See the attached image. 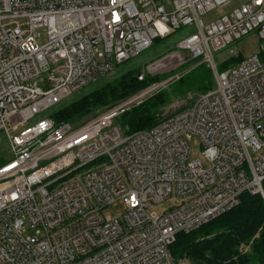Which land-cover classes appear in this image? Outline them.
<instances>
[{
	"label": "built area",
	"instance_id": "2783aa9c",
	"mask_svg": "<svg viewBox=\"0 0 264 264\" xmlns=\"http://www.w3.org/2000/svg\"><path fill=\"white\" fill-rule=\"evenodd\" d=\"M231 1L0 0V134L11 155L0 166V264H178V234L246 192L264 196V61L219 70L240 54L234 43L253 32L264 40V0L204 23ZM188 26L195 32L177 52L207 64L216 81L189 107L134 133L117 123L129 102L79 126L51 117ZM194 137L202 159L191 157ZM119 199L125 212L106 215ZM170 199L171 209H153Z\"/></svg>",
	"mask_w": 264,
	"mask_h": 264
},
{
	"label": "trees",
	"instance_id": "16d2710c",
	"mask_svg": "<svg viewBox=\"0 0 264 264\" xmlns=\"http://www.w3.org/2000/svg\"><path fill=\"white\" fill-rule=\"evenodd\" d=\"M239 54L219 64L223 71L241 62ZM172 86V91L161 92L144 103L123 113L117 123L126 133L150 130L170 116L189 107L194 97L216 87L213 71L201 62ZM144 71L130 70L112 81L96 87L81 98L57 106L51 117L59 124L69 122L79 125L97 109L116 103L148 86L154 77L138 78ZM190 98L189 104L165 116L163 109L171 95ZM264 190V182H263ZM249 246L247 251L244 250ZM171 253L178 263L188 257L195 264H264V196L244 193L239 205L211 220L190 233L178 234L171 246Z\"/></svg>",
	"mask_w": 264,
	"mask_h": 264
},
{
	"label": "rangeland",
	"instance_id": "374dc122",
	"mask_svg": "<svg viewBox=\"0 0 264 264\" xmlns=\"http://www.w3.org/2000/svg\"><path fill=\"white\" fill-rule=\"evenodd\" d=\"M244 0H232L228 6L219 7L213 9L212 11L206 13L202 16V20L207 25L212 21L216 20L220 16L230 13L234 8L238 7ZM195 32L194 28L191 26L183 27L182 29L178 30L177 32L169 35L165 38H160L156 40L152 47L147 49L146 51L142 52L137 57L123 63L117 65L115 70L109 75L107 78H103L96 83L89 85L87 88H84L73 95H71L66 103L73 102L83 95L89 93L93 89L98 86H101L107 81H112L115 78L120 77L122 74L134 70L140 69L144 70V75L154 77V81H152L148 86L142 88L141 90L137 91L136 93L130 95L127 98L118 100L116 103L108 105L106 107H102L97 109L90 117L85 119L81 124H85L90 120L98 117L102 113L106 112L110 108H113L121 103L129 102L128 107H131L129 110L134 108L135 101L137 96L153 86L154 89L151 90L142 100H148L149 98L164 92V91H172V86L181 79L185 74L192 71L196 66L200 64L199 61H194L191 58H187L188 54H184L181 52H177V46L181 41L185 38L190 36ZM46 37L43 35L42 41L45 42ZM233 47L239 51L242 58L247 59L253 55H259L260 58L264 61V40H261L255 32L243 37L241 40L234 43ZM227 52H223L217 56V59L220 60L221 57L226 55ZM184 62V63H182ZM144 77V78H145ZM157 86V87H156ZM200 95L194 97L191 103H193ZM190 98H182L175 95H171L169 98V104L164 107L163 115L169 116L179 109L187 106L193 97L189 96ZM141 103V104H142ZM140 105V104H139ZM264 124V119L262 120ZM79 124V125H81ZM75 125V126H79ZM0 166L3 164L7 159L11 158L9 154V147L5 141V138L0 134ZM190 147L192 149V158L202 159L201 154V144L200 140L197 137H194L193 140L190 142ZM175 206V201L170 199L164 202L161 205L153 207V209L157 212L167 211ZM126 210V205L122 200H115L110 205H108L105 209V214L110 216L121 215ZM249 249V246L244 248L245 251ZM178 264H195L192 262L188 257H184L178 261Z\"/></svg>",
	"mask_w": 264,
	"mask_h": 264
}]
</instances>
